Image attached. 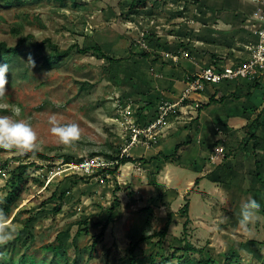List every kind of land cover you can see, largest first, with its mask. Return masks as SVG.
I'll return each instance as SVG.
<instances>
[{"label": "rangeland", "instance_id": "obj_1", "mask_svg": "<svg viewBox=\"0 0 264 264\" xmlns=\"http://www.w3.org/2000/svg\"><path fill=\"white\" fill-rule=\"evenodd\" d=\"M240 7L245 17L234 13ZM259 7L249 0H0V42L20 44L19 56L0 63L9 66L0 115L30 121L39 136L35 154L0 150V208L18 229L0 246V264H130L132 256L138 264H264V75L204 92L199 108L215 91L220 99L212 102L231 99L206 109V139L212 114L237 115L234 131L214 144L219 158L207 157L196 128L181 159L174 154L176 142L187 139L178 135L183 122L197 120L199 108L172 114L163 127L132 139L156 119L161 104L181 96L172 80L182 59H191L198 72L242 59L252 34L248 14ZM48 39L62 50L91 49L74 47L66 58L48 61ZM179 51L189 55L178 63L166 57ZM52 115L81 127L74 148L51 135ZM123 156L133 161L122 163ZM203 167L206 174L195 183ZM250 197L261 211L245 236L239 210ZM169 219L159 241L154 234Z\"/></svg>", "mask_w": 264, "mask_h": 264}, {"label": "built area", "instance_id": "obj_2", "mask_svg": "<svg viewBox=\"0 0 264 264\" xmlns=\"http://www.w3.org/2000/svg\"><path fill=\"white\" fill-rule=\"evenodd\" d=\"M259 4V8L254 12V22L251 23L252 29L258 36L254 40H247L243 43V57L241 60L230 64H211L204 67L201 71L186 77V84L179 99L174 103L164 102L159 106L157 118L149 124L145 130H137L132 136L133 141L138 134L145 131L159 129L167 123L168 118L177 112L189 113L197 110L201 105L202 96L206 89L220 85L223 82L250 79L255 80L264 75V0H250ZM251 21L250 19L248 20ZM188 56V51L167 53L174 63H178L180 58ZM146 136H149L145 134ZM151 138L154 137L150 136ZM221 151V149H219Z\"/></svg>", "mask_w": 264, "mask_h": 264}, {"label": "clouds", "instance_id": "obj_3", "mask_svg": "<svg viewBox=\"0 0 264 264\" xmlns=\"http://www.w3.org/2000/svg\"><path fill=\"white\" fill-rule=\"evenodd\" d=\"M28 64L35 66L29 57ZM9 66L0 65V99L7 94ZM21 110L16 108L15 117H19ZM50 133L57 138L58 143L74 148L82 137V129L76 122L62 123L55 115L48 121ZM39 136L30 121L14 118L13 115H0V150L15 152L19 155L35 154L38 148ZM261 205L255 198H248L240 205L238 227L245 236L252 233L251 225L259 219ZM18 235V229L9 223V218L3 208H0V246H5Z\"/></svg>", "mask_w": 264, "mask_h": 264}, {"label": "crops", "instance_id": "obj_4", "mask_svg": "<svg viewBox=\"0 0 264 264\" xmlns=\"http://www.w3.org/2000/svg\"><path fill=\"white\" fill-rule=\"evenodd\" d=\"M245 1V0H244ZM250 1V0H249ZM243 3H245V2H243ZM243 8L242 7H240V8H238V9H235L234 10V13L235 14H239V15H242V16H246V14L243 12ZM219 11H221V9L219 10ZM218 12V11H217ZM247 12V11H246ZM250 14V13H249ZM248 14V16H250L251 17V21L249 22L248 20L249 19H247V23H249V24H247L246 25V27H247V29L249 30V31H252V34H250V36H248L249 38L248 39H251L252 37V35H256L255 37H257L258 36V34L256 33V32H254V29H252V27H251V23L252 22H254V13L253 14H250L249 15ZM251 37V38H250ZM183 57H185L184 55H183ZM194 62H192V60L191 59H187V58H185V59H182L181 60V64L179 65V66H177L176 68H175V70H174V78H173V82L174 81H176V83H175V85H176V87H180V89L182 88V89H184L183 87H185V84H186V77L187 76H189V75H191V74H193V73H196V72H198L195 68H193L194 67ZM196 65H197V62L195 63ZM198 66H199V64H198ZM201 66V65H200ZM180 71V72H179ZM181 86H183V87H181ZM216 91L215 92H212L210 95H209V97H212V96H214V98L215 99H220V98H218L219 96H217L216 94ZM179 94V93H178ZM177 95V94H176ZM223 99V100H222ZM222 99L220 100V101H214V102H211L209 105H205L203 108H199L198 110H199V113H198V115H197V120H195L194 122H190V121H185V122H183V123H185V125H186V127H184L183 128V130L181 131V133H179L178 135H180V136H183V135H187V139L186 140H181V141H178V142H176V146H175V152H174V154H176V158L178 159V160H180L181 159V157H182V155H183V153H185V151H186V148H187V146L186 145H188V144H190V142H192V132H189V130L190 131H192V129L193 128H196L198 131V135H197V139H198V142L200 143V144H203L204 146H206V151H207V157H211V158H213V159H215L216 157L217 158H219V153H221V151H219V147H214V144L217 142V140H219V141H224L222 138L224 137V136H226L227 134H229L228 133V130L229 131H231V132H233L234 131V129H233V127L232 126H234L235 125V123H236V114H234V113H228L227 112V114H226V117L223 119V118H220V117H217V118H215V116H213V114H212V116H211V118H210V122L208 123V125L210 126V128H211V136L210 137H208L207 139H206V137L202 134V131H203V129H204V124H203V122H204V120H203V118H206V116L208 115L207 113H206V109L212 104V103H220V102H228V101H230L231 99L230 98H226V97H224V96H222ZM242 109V108H241ZM244 110V109H243ZM194 111H192V112H189V113H193ZM238 112H241V111H238ZM237 112V113H238ZM178 113V112H177ZM157 118V117H156ZM223 122V123H222ZM224 126H226V127H224ZM161 127H163V126H161ZM202 130V131H201ZM173 133V132H172ZM177 135V134H176ZM253 135V134H252ZM249 136H251V135H248V137ZM247 140H249V138L247 139ZM259 141V140H258ZM257 142V141H256ZM221 143V142H220ZM258 143V142H257ZM213 145V147H212V149L213 148H215V150H214V152H213V150H211V148L209 149L208 148V146L210 147V146H212ZM178 147V148H177ZM177 148V149H176ZM217 149V150H216ZM212 151V153L210 152V154L208 155V152L209 151ZM258 151H259V149H258V145H257V148L255 149L254 148V143H253V152H256L255 154H252V156H254V157H256L257 156V153H258ZM212 155V156H211ZM215 155V156H214ZM206 157V158H207ZM208 159V158H207ZM259 161H260V159L259 158H257ZM215 161V160H214ZM254 163H255V161H254ZM261 165H262V163H261ZM260 168H261V166L259 167V172H260V174H261V171H260ZM255 169H256V178L258 179L259 177H257V166H256V164H255ZM206 170V169H205ZM204 170V167H203V169L201 170V174H200V176L199 177H197L195 180H197L198 178H200V177H202L203 175H205L206 174V171ZM205 171V172H204ZM208 173H210V172H208ZM202 175V176H201ZM260 177H261V175H260ZM259 180V179H258ZM195 182V181H194ZM191 183H193V181H190V184ZM195 184V183H194ZM193 184V185H194ZM259 184H260V182H259ZM264 186V183H262L261 184V186Z\"/></svg>", "mask_w": 264, "mask_h": 264}, {"label": "trees", "instance_id": "obj_5", "mask_svg": "<svg viewBox=\"0 0 264 264\" xmlns=\"http://www.w3.org/2000/svg\"><path fill=\"white\" fill-rule=\"evenodd\" d=\"M149 0H144V3L148 2ZM21 43V42H20ZM48 46L50 47L51 51H52V55L51 56H47L46 59L48 61H52L54 60H62L64 58H66L74 49V47H77L79 52L85 53L88 52L91 48H80L78 46H70L67 49H60L56 44H53L49 39L47 40ZM44 44H38L37 45V50L36 51H42ZM20 53V44L15 45V46H8L5 42H0V63L5 62V61H10L11 59H14L12 57H17L19 56ZM211 100L209 101V103L207 105H209L213 100H215L214 96H212L210 98ZM204 107V106H203ZM258 143L255 141L254 142V148H257ZM178 148V147H177ZM176 148V149H177ZM119 161H121L122 163H126L129 161H133V158L131 157H126L123 156ZM255 164L257 166V177H260V172H259V167L261 166V162L256 159ZM198 182V179L195 181V183ZM14 194L15 192L12 190L10 194H8V196H6L3 200L4 202V208H7V206L10 205L11 201L14 198ZM60 208L57 207L56 210H59ZM188 212H189V202H186L183 206V208L181 209V213L185 216H187L186 221L184 223V227H186L187 222L189 221L188 218ZM169 225H170V219L166 222L164 228L162 230H160L159 232H157L154 235H157L160 237L159 241H162L167 233H168V229H169ZM108 226V221L102 226V230L100 232V236H103L105 233V230ZM150 236H142L140 239L145 240ZM97 243V240L94 241V245ZM135 245V244H134ZM188 249H193L192 246H188ZM133 251V250H132ZM130 264H138L137 259L135 256H132L131 260H130Z\"/></svg>", "mask_w": 264, "mask_h": 264}]
</instances>
